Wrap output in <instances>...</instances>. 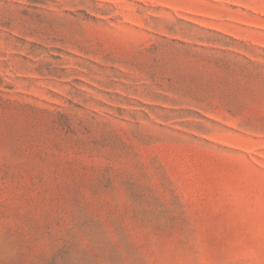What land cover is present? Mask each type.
I'll list each match as a JSON object with an SVG mask.
<instances>
[{"label": "rangeland", "instance_id": "obj_1", "mask_svg": "<svg viewBox=\"0 0 264 264\" xmlns=\"http://www.w3.org/2000/svg\"><path fill=\"white\" fill-rule=\"evenodd\" d=\"M0 264H264V0H0Z\"/></svg>", "mask_w": 264, "mask_h": 264}]
</instances>
